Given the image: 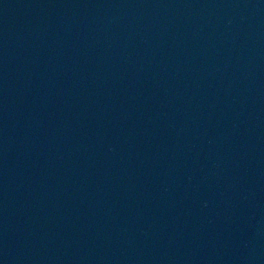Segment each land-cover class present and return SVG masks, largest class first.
I'll list each match as a JSON object with an SVG mask.
<instances>
[{
    "label": "water",
    "instance_id": "water-1",
    "mask_svg": "<svg viewBox=\"0 0 264 264\" xmlns=\"http://www.w3.org/2000/svg\"><path fill=\"white\" fill-rule=\"evenodd\" d=\"M0 264H264V0H0Z\"/></svg>",
    "mask_w": 264,
    "mask_h": 264
}]
</instances>
